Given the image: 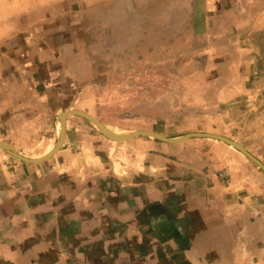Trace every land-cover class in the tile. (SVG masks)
<instances>
[{"label":"crops","instance_id":"1","mask_svg":"<svg viewBox=\"0 0 264 264\" xmlns=\"http://www.w3.org/2000/svg\"><path fill=\"white\" fill-rule=\"evenodd\" d=\"M217 1L208 0V42L220 50L208 51V72L235 68L245 91L246 74L264 73V35H248L245 12H264V0ZM28 32L0 37V141L35 159L28 153L43 157L59 139L69 71L63 43ZM241 96L239 117H208L199 132L264 164V117ZM111 142L73 116L43 163L0 149V264H264V173L245 155L209 138Z\"/></svg>","mask_w":264,"mask_h":264},{"label":"rangeland","instance_id":"2","mask_svg":"<svg viewBox=\"0 0 264 264\" xmlns=\"http://www.w3.org/2000/svg\"><path fill=\"white\" fill-rule=\"evenodd\" d=\"M245 13L248 35H264V12ZM28 31L63 43L69 76L61 109L86 112L118 135L208 133L199 132L208 131V117H239L244 92L256 100L254 117H264V73L246 74L251 88L238 91L235 68L208 72V51L220 44L208 42V0H0V37Z\"/></svg>","mask_w":264,"mask_h":264},{"label":"water","instance_id":"3","mask_svg":"<svg viewBox=\"0 0 264 264\" xmlns=\"http://www.w3.org/2000/svg\"><path fill=\"white\" fill-rule=\"evenodd\" d=\"M81 117L89 121L92 125H94L101 133L104 135L107 139L113 142H127L132 139H136L139 137H147V138H152L155 140H158L163 143H168V144H181L184 142H187L191 139L195 138H209V139H215L218 141H221L234 149L238 150L241 152L243 155H245L251 162H253L255 165L258 166V168L264 173V164L258 160L254 155H252L244 146H242L240 143L229 139L227 137L221 136V135H215V134H208V133H189L186 134L182 137L178 138H169L161 133L155 132V131H150V130H139V131H134L130 133L129 135H117L113 131H111L102 121H100L98 118L83 112L81 110H67L62 112L59 115L60 122L62 123V130L59 135V139L54 147V149L47 155H44L43 157L37 158V159H31L23 156L20 154L14 147L11 145L0 141V149L3 150L5 153L11 155L15 159H18L20 161L30 163V164H39L43 163L52 157H54L63 147L65 138H66V129H67V119L68 117Z\"/></svg>","mask_w":264,"mask_h":264},{"label":"bare ground","instance_id":"4","mask_svg":"<svg viewBox=\"0 0 264 264\" xmlns=\"http://www.w3.org/2000/svg\"><path fill=\"white\" fill-rule=\"evenodd\" d=\"M61 130H62V123L60 122L59 125H58V132H59V135H60V133H61ZM129 134H130V132H129L128 134H122V135H129ZM117 135H118V134H117ZM53 149H54V148H53ZM51 151H52V150H51ZM51 151H50V152H51ZM50 152H49V153H50ZM49 153H48V154H49Z\"/></svg>","mask_w":264,"mask_h":264}]
</instances>
